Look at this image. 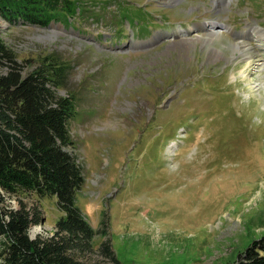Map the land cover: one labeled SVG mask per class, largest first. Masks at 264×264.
I'll list each match as a JSON object with an SVG mask.
<instances>
[{
	"label": "rangeland",
	"instance_id": "1",
	"mask_svg": "<svg viewBox=\"0 0 264 264\" xmlns=\"http://www.w3.org/2000/svg\"><path fill=\"white\" fill-rule=\"evenodd\" d=\"M97 1L69 27L0 17L21 62L72 67L79 207L122 264L234 263L264 236V0ZM23 200L55 234L56 200Z\"/></svg>",
	"mask_w": 264,
	"mask_h": 264
},
{
	"label": "trees",
	"instance_id": "2",
	"mask_svg": "<svg viewBox=\"0 0 264 264\" xmlns=\"http://www.w3.org/2000/svg\"><path fill=\"white\" fill-rule=\"evenodd\" d=\"M108 1H97L96 9ZM85 5L84 0H0V17L11 26L69 27L88 12ZM123 18L130 27L136 22L126 12ZM27 64L0 33V264H122L108 225L94 229L78 204L86 175L69 151L77 148L70 130L77 105L70 92L59 94L69 87L72 67L52 55L38 66ZM3 193L20 208L4 206ZM30 195L56 200L61 218L50 238L30 237V228L44 220L38 206L29 208L23 200ZM232 264H264V236Z\"/></svg>",
	"mask_w": 264,
	"mask_h": 264
},
{
	"label": "bare ground",
	"instance_id": "3",
	"mask_svg": "<svg viewBox=\"0 0 264 264\" xmlns=\"http://www.w3.org/2000/svg\"><path fill=\"white\" fill-rule=\"evenodd\" d=\"M223 28H226L225 26L223 27ZM209 32V31H208ZM209 39L211 40V39H213V38H219V37H221L219 34H216V33H213V32H211L210 31V34H209ZM211 45V44H210ZM243 49V48H242ZM234 50H237V52H239V50H241V47L240 46H238V44L237 45H235V49Z\"/></svg>",
	"mask_w": 264,
	"mask_h": 264
},
{
	"label": "water",
	"instance_id": "4",
	"mask_svg": "<svg viewBox=\"0 0 264 264\" xmlns=\"http://www.w3.org/2000/svg\"><path fill=\"white\" fill-rule=\"evenodd\" d=\"M57 25H59V24H54V23H52V24L48 27V29H51L52 27L55 28Z\"/></svg>",
	"mask_w": 264,
	"mask_h": 264
}]
</instances>
